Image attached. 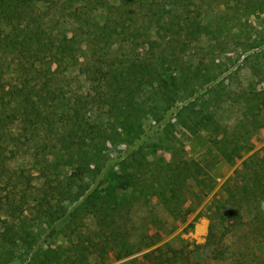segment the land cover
Here are the masks:
<instances>
[{"label": "trees", "instance_id": "trees-1", "mask_svg": "<svg viewBox=\"0 0 264 264\" xmlns=\"http://www.w3.org/2000/svg\"><path fill=\"white\" fill-rule=\"evenodd\" d=\"M189 1L195 5L192 13L185 0H0V65L4 55L21 58L12 74L18 75L24 88V93L18 95L20 88L10 92L0 83V137L8 133L10 123L28 125L34 117H40L47 129L54 116L67 164L98 172L103 147L107 141H114L118 130L131 143L143 134L146 118L161 121L175 103L184 101L173 121H167L159 130L158 141L152 143L169 149L171 160L148 159L143 144L132 150L120 161L129 178L130 190L125 195H118L109 185L102 191L95 187L87 192L88 185L79 183V189L73 193L68 186L65 199L69 204L81 198L74 208L66 213L62 208L48 207L43 212V223L47 225L67 217V246L31 251L38 234L28 231L30 225H25L30 217L17 224L0 218V264H105L106 254L114 248L130 255L151 245V241L135 243L127 239V231L115 230L114 210L129 208L133 202L152 195L168 215L180 218L184 216L182 207L191 186L203 190L213 185V178L200 161L186 157L182 144L168 131L177 124H197L195 118L201 113L194 109L199 98L197 88L218 77L208 71H183L181 62L192 40L216 33L215 28L199 24L197 2ZM229 1L222 2L227 5ZM195 23L198 25L194 28ZM121 41L127 49L114 51L116 42ZM258 46L261 45H254ZM113 51L116 55H111ZM263 53L264 47L255 52ZM158 64L178 72L177 89H170L172 97L162 85ZM68 65L76 66L85 76L93 104L112 120L107 122L111 123L110 131L107 123H91L83 129L75 120L77 105L65 95L57 77L60 73L64 76ZM261 71L257 75L264 81ZM188 85L189 91L184 95ZM243 100L242 117L233 128L211 126V115L204 125L213 147L227 163L248 153L251 146L244 141L245 135L264 126V86L249 91ZM2 149L0 143L1 156ZM233 177L234 180L227 178L221 185L224 196L214 199L205 243L195 245H210L215 258L222 256V238L236 220L247 222L255 232H264V154L262 158L248 154L233 170ZM86 215L92 217L93 228L90 233L81 234L78 220ZM84 242L95 250V261L80 252ZM164 245L168 247L169 242ZM154 251V264H207L188 255L189 251L185 255H169L161 246ZM126 264L147 263L133 257Z\"/></svg>", "mask_w": 264, "mask_h": 264}, {"label": "rangeland", "instance_id": "rangeland-1", "mask_svg": "<svg viewBox=\"0 0 264 264\" xmlns=\"http://www.w3.org/2000/svg\"><path fill=\"white\" fill-rule=\"evenodd\" d=\"M193 1L197 2L201 13L199 24L215 28L216 33L209 32L203 38L192 40L184 53L181 65L183 71L188 74L192 70H202L208 71L209 74L217 73L218 77L203 88H197L196 94L199 98L194 109L201 110L195 118L197 124L189 127L177 124L168 131L182 144L186 157L200 161L213 178V185L198 190L193 184L182 207L184 216L180 218L168 215L152 195H148L143 201L133 202L129 208L114 210L112 214L115 230L127 231V239L130 241L140 244L151 241V245L142 247L130 255L119 249H111L106 254L105 264H126L133 257L137 261L154 264L156 252H153V249L157 246H161L169 255H185L186 251H189L188 255L201 258L207 264H264V232H255L247 222L236 220L235 226L222 238L223 248L220 250H223V253L219 258L212 256L210 245L198 248L195 246H203L206 241L214 199L224 196L222 183L227 178L235 179L233 170L240 166L241 160L248 154L256 158H262L264 154V126L245 135L244 141L250 144L251 149L231 163H227L213 147L208 138L209 130L204 128L208 115L213 117L211 126L217 124L233 128L242 117L241 113L245 107L243 99L248 92L264 86V81L257 75L261 70L264 74V53L255 54L259 47H264L263 0H230L227 5L223 0ZM185 5L192 13L195 5L189 0H185ZM197 25L195 23L194 28ZM256 43L261 46L255 48ZM117 48H120L119 51L127 49L122 41L116 42L114 51H118ZM114 51L111 55H116ZM244 57L246 59L242 60ZM19 62H22L21 58L11 55L1 58L0 83L2 82L10 92L15 91V87L20 88L18 95H22L24 88L18 81L19 77L16 73L12 74L14 65ZM158 69L162 85L172 97L170 89H177L178 72L167 69L162 64H158ZM57 77L65 95L70 96L77 105L75 120L83 129L87 126L89 128L91 123L104 126L105 123L112 122L101 108L93 104L89 83L76 66L68 65L64 76L60 73ZM187 91L189 85L183 92L184 95ZM183 102L175 103L161 121H156L150 127L146 126V121L151 119L146 118L143 134L131 143H128L124 133L118 130L114 141H107L103 147L100 158L102 164L98 172L78 169L75 165L67 164V154L59 145L60 134L57 133V121L54 116L49 119L52 126L47 129L40 123V117L29 120L28 125L20 122L10 123L8 133L0 137L3 147V154L0 155V218L17 224L21 220L25 221L24 217H30V221L25 225H30L28 231L38 234L31 251L67 246L64 234L67 217L47 225L43 223L44 210L49 207L70 212L81 198L69 204L65 199L69 195L68 186H71L73 193L79 189V183L88 185L87 192L95 187L102 191L105 185H109L118 195L127 194L130 190L129 178L123 173L120 161L142 144L148 159L171 160L169 149L164 145L152 146V143L158 141L159 130L167 121H173L174 114ZM110 124L107 126L108 131L111 130ZM93 167L91 165V168ZM78 221L81 234L92 231L93 219L90 215L82 216ZM25 237L29 238L27 234ZM166 242H169L168 247L164 245ZM83 246H87V249L84 250ZM79 249L89 260H96L95 250L88 242H84ZM13 264L23 263L15 261Z\"/></svg>", "mask_w": 264, "mask_h": 264}, {"label": "built area", "instance_id": "built-area-1", "mask_svg": "<svg viewBox=\"0 0 264 264\" xmlns=\"http://www.w3.org/2000/svg\"><path fill=\"white\" fill-rule=\"evenodd\" d=\"M156 121H153V120H149V121H146V126L150 127L151 125H153Z\"/></svg>", "mask_w": 264, "mask_h": 264}]
</instances>
